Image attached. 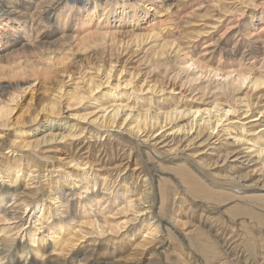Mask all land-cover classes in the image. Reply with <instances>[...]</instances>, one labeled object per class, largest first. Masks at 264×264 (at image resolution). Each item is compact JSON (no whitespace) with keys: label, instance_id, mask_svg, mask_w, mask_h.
<instances>
[{"label":"bare ground","instance_id":"1","mask_svg":"<svg viewBox=\"0 0 264 264\" xmlns=\"http://www.w3.org/2000/svg\"><path fill=\"white\" fill-rule=\"evenodd\" d=\"M174 1L178 6V0H0V134L15 135L0 145V264H238L233 256L264 264V71L249 62L264 63V11L256 12L252 0H237L239 7L211 0L217 14L232 19L213 37L209 56L197 55L169 33L186 22L168 13ZM156 2L159 9L150 14ZM115 64L120 73L132 68L125 85L143 65L144 75L153 76L146 90L167 88L176 98L156 103L112 99L107 92L98 101L92 76L83 85L74 79L91 65L106 82ZM56 74L70 83L55 81ZM26 90L30 97L11 120L12 103ZM92 100L95 108L83 109ZM118 148L126 162L99 158L102 150L112 159ZM143 159L157 166L156 180L146 176ZM154 190L158 215L150 213ZM190 198L199 201L198 218L238 236L231 253L205 224L164 210L172 200L180 211ZM109 203L115 207L106 212ZM28 208L39 215L25 218ZM30 217L31 227L22 228ZM89 235L102 238L99 248L85 244L68 263L57 258ZM119 241L130 243L133 253L115 255Z\"/></svg>","mask_w":264,"mask_h":264},{"label":"rangeland","instance_id":"2","mask_svg":"<svg viewBox=\"0 0 264 264\" xmlns=\"http://www.w3.org/2000/svg\"><path fill=\"white\" fill-rule=\"evenodd\" d=\"M179 1V3H178V6H175V1L172 3V5L170 6V7H168L169 8V10H168V13H172L173 12V16L172 17H175V15H176V18H175V21L176 22H179V21H181L182 19H184V21H186V22H183L181 25H179L178 27L177 26H175V25H172V26H170L169 28H170V32L167 30V28L165 29V30H163L162 29V32L158 35V37L157 38H160V37H162V36H165V32H169L172 36H174L173 37V39H175L176 41H178L177 43H180L181 44V48H183V50H187L188 52H190V50H194L196 53H197V55H199L200 53H202L203 52V54L204 55H207V56H209V53L211 52V50H210V52H209V48H211V46L213 45L212 43L213 42H211V41H213L214 40V38H217V37H219L221 34H223V33H221V32H223V30H224V25L227 23V21L229 20V18H231L232 19V15L231 14H223L222 12H219L220 14H222V15H219V14H217V9L214 7V5L213 4H211L210 3V1L211 0H205V1H207V3H205L203 0H178ZM253 1V3H254V8H255V10H257L256 12H258V10H263L264 11V6H263V1L264 0H252ZM223 3H227V4H225V5H231L232 3H235V5L236 6H238L239 7V5H238V1L237 0H235V2L233 1V0H225V2H223ZM258 4V5H257ZM159 4L156 2L154 5H151V7L149 8V10H148V12H150V14H153L154 12V10H158L159 9ZM243 6V5H242ZM244 8H251V7H253V6H243ZM153 12V13H152ZM165 13V12H164ZM196 13H197V15H200L201 16V18H194L195 16H196ZM163 14V13H162ZM159 15V14H158ZM217 16H221V18L220 19H217ZM163 18H164V16H162ZM226 19V20H225ZM159 20V18L157 17V14H155V19L153 20V22L154 23H157V21ZM94 21H98V20H96V18H94ZM188 21H190L189 23H187ZM184 23H187V24H184ZM214 23V24H213ZM262 23H264V20L261 22V24H259L260 26L262 25ZM260 26H256V30H259V28H260ZM202 31V32H200V33H198V31ZM224 33H228V31H226V32H224ZM214 37V38H213ZM150 45H152L151 43H149L148 44V46H150ZM203 49H206V51L205 50H203ZM124 53V52H123ZM125 54V53H124ZM249 62L251 63V66H253V68L256 70V69H259L258 71H264V63H261V61H260V58H251L250 60H249ZM126 66H131V67H133V66H135V64H128V65H126ZM120 68H121V65L120 64H115L114 66H113V69H112V71H111V73H110V77H109V79H108V81H106V82H104V78H102L103 77V75L101 74L103 71L100 69L98 72H96L95 71V69H94V67L93 66H91V65H89V66H86V67H83V68H81L80 69V71L79 72H77V73H79V74H81L82 73V75H79V74H77V73H74V79H76V81L78 82V83H80V85H83V83L81 82L82 81V79L84 78V79H86L88 76H92L91 78L92 79H95V81L97 82V83H99V87L94 91L95 93H96V97H97V99H98V101L99 100H102V99H106V97H108L107 96V92H112V99H129V97L131 96V97H138L139 99H142V100H146V101H149V102H158L159 100H161V99H163V98H165V97H167V99L169 100V99H174V98H176L175 97V95L174 94H172V93H170V92H168V89L166 88L165 90H163V91H161L162 92V94H158V92L157 91H151V90H146V84L147 83H149V84H151V82L150 81H152L153 80V76H152V74H146V76L144 75L145 74V68H144V66L143 65H141L140 67H139V72L134 76V78L132 79V81H131V83L129 84V85H125L126 83H125V80L127 79H129V74L128 73H130V72H132V68H128V67H125L124 68V70L120 73ZM55 81H57V80H61V79H63L64 81H66V84H69L70 83V81L68 80L69 78H66L64 75H62V74H56L55 75ZM50 83H52V82H50ZM119 83V86L116 88V90H115V93L113 94V88L112 87H114V85H116V84H118ZM53 84V83H52ZM52 84H49V87L52 85ZM38 86L39 85H37L36 83H35V85L34 86H31L32 87V89H33V91H32V93L34 94V96L36 97V98H39V97H41V95L39 94V92H40V89H37L38 88ZM141 86V89L139 90L138 88ZM37 89V90H36ZM36 90V91H35ZM93 92V93H94ZM117 92H119V93H117ZM130 92H132V94L130 95ZM194 92V93H193ZM192 93H190L189 94V91L188 92H185V94L186 95H195L196 93H197V91L195 92V91H193ZM190 96V97H191ZM29 97H30V92H29V90H26V91H24L22 94H21V96H20V98H19V100H18V104L17 105H15V103H12L13 104V106H16V108H15V110H14V112H13V114H12V117H11V120H14L15 119V117H17L19 114H20V112L22 111V109H23V107H24V105L26 104V102L28 101V99H29ZM189 97V98H190ZM195 97H198V96H196L195 95ZM131 99V98H130ZM88 102H90L91 104H88V103H86V105H85V108L83 107V109H85L86 111H90L91 109H93V108H95V106L97 105V103L98 102H96L95 100H92V101H88ZM60 117L61 118H64V116L63 115H60ZM75 118V117H74ZM257 118H259V115L257 116ZM71 119V118H70ZM72 120H74V119H72ZM261 120V119H260ZM5 130V129H4ZM5 133H8V135L6 136V137H3L1 134V136H0V145H1V143L3 142V140H6V139H8V138H11V136L12 135H14L13 134V130H5ZM122 133V132H121ZM124 133V132H123ZM120 134V135H122V136H124L125 134ZM15 136V135H14ZM13 136V137H14ZM125 137V139L126 140H130V138H129V135H125L124 136ZM129 138V139H128ZM135 140V139H134ZM123 145V144H122ZM141 147L142 146H140V149H141ZM124 149H126V147H124ZM144 149V148H143ZM142 149V150H143ZM135 150V149H134ZM142 150H140V152L142 153ZM118 151V152H117ZM133 152H136V151H133ZM133 152H131V154L133 153ZM100 154V157L99 158H101V159H103L102 161L103 162H111V163H117V162H121V161H123V162H126L127 161V159L125 158L126 157V155H124V153H123V151L121 150V149H117V150H115V152L112 154V159H111V157H107V156H104L105 154H104V152L102 153V150H100V152H99ZM162 158H164V160L165 161H167V159L164 157V156H161ZM115 158V159H114ZM126 159V160H125ZM144 161V159L141 161V163H143V164H146V165H148V166H146V167H148L149 168V170L148 171H146V176L148 177V175L151 177V176H153L152 177V180H156V177H157V166H152V163H146L145 161ZM150 164V165H149ZM156 164V163H155ZM154 164V165H155ZM111 165V164H110ZM156 167V168H155ZM151 168V169H150ZM152 168H155V169H152ZM125 172V171H124ZM123 172V173H124ZM122 173V172H121ZM149 173V174H148ZM155 182V181H154ZM156 190H154L153 191V193H155L154 194V206H152V208L150 209V210H152V212H150V213H152L151 215H156V213H157V215H158V209L157 208H155L156 207V202H158L159 201V197H158V193H156L155 192ZM157 196V197H156ZM158 200V201H157ZM172 200H174V197H172ZM172 200H170V202L169 203H171V204H169V203H167V205H169V206H165L164 208H166V209H164V210H166L167 212H169L170 214L172 213V214H178V215H180V217L184 220H188V221H191V222H189V223H191V224H197L198 223V221H199V224H205V227L208 229V230H210L211 232H212V234L214 235V233H215V235H216V238L219 240V243H220V245L223 247V248H225L226 249V251L227 252H229V253H231V250H230V248H233L238 242H239V239H238V236L237 237H233L234 236V233H233V236H232V233L231 232H229V233H227V231H225L224 229H223V227H221L220 225H218L217 223H214V222H211V221H214V220H212L211 218H209V219H211V220H209V221H207V219L204 217V216H202L201 218H203V220L201 219V218H198L197 216V214H195V209H196V207H195V205L197 204V202L199 203V201H195L194 199H188V201L186 202V203H183L182 205H181V209H182V211H181V209H180V211L178 210L179 208H175V207H178L177 206V204H174V203H172ZM189 200H191V201H189ZM195 202L193 205H192V202ZM189 202H190V204H189ZM186 204V205H185ZM189 204V205H188ZM176 205V206H175ZM185 205V206H184ZM191 205H192V208H191ZM184 206V207H183ZM189 206V207H188ZM104 207V204L100 207V208H103ZM114 205L112 204V203H109L108 204V206L106 207V212H108L109 210H113L114 209ZM170 207H172V208H174V209H172V208H170ZM183 207V208H182ZM155 208V209H154ZM168 208H169V210H168ZM191 210H190V209ZM175 210H177L176 212H175ZM186 210V211H185ZM34 211H36V212H34ZM34 211H32L30 208H28L27 210H26V212L24 213V217L25 218H27L29 215H31V214H35V215H39V209H36V210H34ZM38 211V212H37ZM156 211V212H155ZM172 211V212H171ZM193 211H194V213H193ZM188 212H190V214H188ZM155 213V214H154ZM185 214V216H184V214ZM166 215H168L167 213H166ZM166 215H163V216H161V221H162V219H163V221L162 222H164L166 219ZM182 215V216H181ZM195 215V216H194ZM186 217V218H184V217ZM189 216V217H188ZM190 219H192V220H190ZM198 219V220H197ZM205 220V221H204ZM165 222H167V220L165 221ZM33 223V218H31L30 217V219H29V221L27 222V223H23V224H19V223H17V224H19L20 226L21 225H23V227L22 228H24V229H28V228H30L31 227V224ZM168 223V222H167ZM216 224V225H215ZM212 227V229H210ZM218 228V229H217ZM217 230V231H216ZM73 231H75V230H73ZM222 231V232H221ZM226 232V233H225ZM221 233H222V235H221ZM177 234V233H176ZM218 235H220V236H218ZM179 236H181V237H179ZM179 238H182V240H183V242H184V245H186L187 244V241L185 240V239H183L184 237L181 235V234H179ZM224 236V237H223ZM231 236L233 237V238H231ZM95 238H96V240H95ZM221 238H222V240L223 241H221ZM228 238V239H227ZM99 239V240H98ZM93 240V241H92ZM100 240H102V238L100 239L99 237L97 238L95 235H89V236H87V238L85 239H83V240H80L79 241V243H77V245L69 252V254L68 255H66L65 257H63V256H59V257H57L58 259H60V260H63V259H66L67 260V263H68V261L72 258V255H73V253L76 251V250H80L81 249V247L83 246V245H85V244H87L88 246H87V248H90V247H93V249L94 248H99V246H100ZM127 240H128V238H127ZM229 240V241H228ZM87 241V242H86ZM169 241V240H168ZM225 241H227V242H225ZM232 241V242H231ZM172 242V241H171ZM165 243H166V245H165ZM224 244V245H222V244ZM226 243V244H225ZM170 241H169V243H167V241H164L163 242V247H164V249L165 250H167V249H169L171 246H172V244H171V246H170ZM95 245V246H94ZM157 246L158 245V243H155L154 244V246ZM230 245V246H229ZM119 246V247H118ZM186 246H188V245H186ZM185 246V252L184 253H186L187 251H189L188 249V247H186ZM225 246V247H224ZM84 247V246H83ZM109 249H112V247H111V245H108L107 246ZM147 247V248H146ZM145 248V250L144 251H142V252H145V251H147V250H149L150 249V247L149 246H146ZM163 247H162V249H163ZM167 249H166V248ZM169 247V248H168ZM227 247V248H226ZM118 248V249H117ZM117 248H116V251L114 252V254L116 255L117 253L118 254H124V255H126V254H129L130 252L131 253H133V251H134V249H133V246H131L130 245V243H126V241H119L118 243H117ZM121 248V249H120ZM151 248H153V247H151ZM186 248H187V250H186ZM161 249V251H163ZM228 249V250H227ZM133 250V251H132ZM230 250V251H229ZM95 251L96 250H94V252H92V258H91V260H93L94 261V259L96 258V256H95ZM114 251V250H113ZM190 252V251H189ZM191 253L193 254V253H195L193 256H194V258H195V261L196 262H200L199 260H201V258H200V256L199 255H197V253L195 252V251H193V250H191ZM192 254H190V255H192ZM135 255V254H134ZM142 255L143 254H141V255H139L138 253H137V255L136 256H138V258L140 259V258H142ZM172 255L174 256V254L172 253ZM196 255V256H195ZM55 256H57V255H51V257L52 258H54ZM173 256H171L172 258H173ZM62 257V258H61ZM137 258V257H136ZM193 258V259H194ZM240 258V260L237 258V259H235V257L233 256L232 257V259L233 260H235L234 262H238V264H242L241 263V257H239ZM199 259V260H198ZM73 260V259H72ZM91 260H88L89 262H92ZM163 260V259H162ZM70 262H71V264H77V263H75L74 261L72 262L71 260H70ZM159 261H157L156 262V264L158 263ZM170 261H166V260H163V264H168ZM140 264V263H142V261L140 260L139 262H135L134 264ZM159 264V263H158ZM169 264H174V263H169Z\"/></svg>","mask_w":264,"mask_h":264}]
</instances>
